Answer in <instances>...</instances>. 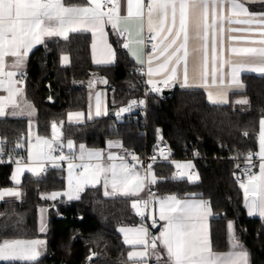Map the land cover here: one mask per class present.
Segmentation results:
<instances>
[{"label":"snow or ice","instance_id":"obj_1","mask_svg":"<svg viewBox=\"0 0 264 264\" xmlns=\"http://www.w3.org/2000/svg\"><path fill=\"white\" fill-rule=\"evenodd\" d=\"M107 4L110 7L105 11L106 4L102 0H88L86 6L65 0H0V90L8 94L0 97V117L22 116L26 111L31 114L33 108L26 99L22 104L17 101V97L24 95V89L19 85L26 80V58L36 45L46 46L45 38L59 37L70 42V34L91 32L92 59L96 65L114 66L118 49L123 50L140 66L141 72L147 64L151 92L162 93L161 87L156 86L158 83L164 87L179 83L181 90L198 85L208 89V99L213 104H227L229 89L244 87L239 79L242 69L264 74V0H126L127 14L124 16L121 15L120 0H107ZM254 7L257 10H253ZM108 24L117 37L114 42L116 47L105 33ZM145 24L149 33L147 39L153 41L146 59ZM9 57L12 58L11 63L6 64ZM68 59V56H62L63 62ZM226 65L231 68V80L212 88V83L222 79V70ZM17 76L20 78L16 79ZM153 76L162 77V80L154 83ZM103 82L107 83V80ZM139 103L144 104L145 101ZM236 103L246 105L249 100L245 98ZM9 104L13 110L6 113L5 108ZM130 109L131 105L121 108L116 116ZM107 114L101 97L97 95L95 116ZM82 117L83 113L79 112L69 114V120L77 124L82 122ZM88 119H92L91 115ZM52 132L51 140L37 137L36 151L33 152L30 147L29 157L34 161H50L53 168L59 166L57 161H67V190L42 195V199L55 201L66 196L68 201H79L86 187L95 188L103 175L104 195L119 193L133 198L132 208L142 219H149L143 209L159 204L158 219L155 214L150 217L153 228L158 220L164 222L158 235L151 234L149 228L143 225L135 230L121 229L126 243L142 246L141 251L129 252L128 258L133 264H149L152 259L155 264H250L249 253L240 243L232 220L227 223L230 250L214 251L209 220L217 214L210 201L203 198L181 200L175 195L156 201L151 192L147 199H136L149 177L150 183H156L151 165H148L147 175L143 176L123 158L118 166L115 163L107 168L100 163L93 165L89 162L101 161L103 150H90L85 144H80L77 154L72 151L74 143L69 139L66 144L69 154L65 155L62 151L65 145L59 142L60 133L55 123L52 124ZM243 135L248 137L250 133L245 131ZM3 143L0 140V157L4 154ZM114 146L122 147L119 142H108L109 148ZM17 147L22 145L18 143ZM57 149H61L60 155H52ZM129 155L134 161H139L134 153ZM256 156L259 158L258 165L253 163ZM244 158L249 165L243 170L247 182H240L244 205L247 215L259 217L264 225V114L259 120V151L249 152ZM108 159L115 160L116 156L109 154ZM151 159L155 160V157ZM75 160L80 163H74ZM15 162L18 167L12 179L19 183L18 178L25 168L19 166L20 161ZM257 166L258 174L252 171ZM177 167L190 169L193 165L189 162ZM77 168L82 171L74 175ZM27 171L37 180L44 178L41 176L45 172L43 163L28 167ZM186 174L190 181L199 179L194 174L180 175ZM109 185L111 192L108 191ZM5 195L19 197L21 193L12 189L0 191V199ZM3 215L0 213V216ZM223 218L227 219V216ZM7 229V223L0 226V237L7 235ZM39 231H46L42 217ZM45 251L44 240L0 238V262L6 264L17 261L40 264Z\"/></svg>","mask_w":264,"mask_h":264},{"label":"trees","instance_id":"obj_2","mask_svg":"<svg viewBox=\"0 0 264 264\" xmlns=\"http://www.w3.org/2000/svg\"><path fill=\"white\" fill-rule=\"evenodd\" d=\"M65 2L81 6L88 3ZM70 38V42L51 39L31 56L26 95L36 109L37 133L48 137L52 124L62 122L65 140L89 148H105L109 141L119 140L124 148H134L141 154L153 150L159 143L158 135L162 134L163 140L175 150L177 160H191L195 164L199 179L191 182L180 178L171 162H157L153 166L159 179L153 186L154 196L210 201L217 214L211 221L213 249L227 250V223L232 220L236 234L250 253L251 264H264V225L259 217L247 215L243 189L232 177L238 159L244 153L258 151L259 120L264 114V77H243L246 84L243 94L249 100L246 106L213 105L202 89L175 88L165 98L150 92L146 126L141 120L126 121L111 113L71 124L67 122L70 113L88 110L93 73L98 72L109 81L108 107L112 112L127 107L144 94L145 77L126 51L118 49L114 66H96L92 60L91 34H71ZM110 38L116 47L117 37L110 33ZM64 54L70 56L67 66L60 61ZM28 122V118L0 119V138L13 153L24 151ZM245 131L250 133L248 137L243 135ZM18 143L22 147H17ZM13 167L0 166V191L13 186ZM42 177L37 180L26 173L20 184L23 198L3 201L0 226L7 223L8 229L7 235L0 238H47V253L40 258V264H130L129 248L118 229L142 223L132 208V198L106 197L101 188L90 187L79 201L51 202L41 196L62 191L64 173L60 168H52ZM44 206H49L50 211L48 228L41 233L39 212ZM225 215L227 219L223 218ZM92 255L95 258H90Z\"/></svg>","mask_w":264,"mask_h":264},{"label":"crops","instance_id":"obj_3","mask_svg":"<svg viewBox=\"0 0 264 264\" xmlns=\"http://www.w3.org/2000/svg\"><path fill=\"white\" fill-rule=\"evenodd\" d=\"M88 1V0H87ZM105 0H102V2H104ZM120 2H121V5H122V8H121V15L122 16H124V15H126L127 14V10H126V0H120ZM87 5V4H86ZM86 5H84V6H86ZM104 10L105 11H107L105 8H104ZM85 33H90L91 34V32H85ZM105 33H106V35H107V38H108V40H109V42L110 43H112V41H111V38H110V33H112L113 34V31H112V29H111V25L110 24H108V25H106L105 26ZM71 35V34H70ZM114 35V34H113ZM91 36H92V34H91ZM115 36V35H114ZM144 36H145V40L147 39V37L149 36V33L147 32V26H146V24H145V30H144ZM55 38H59V37H52V38H45L46 39V41L48 42L49 40H51V39H55ZM92 42H93V37H92ZM42 46H45V45H36L34 48H33V50H32V52L29 54V56L26 58V73H28L29 72V67H30V59H31V56H32V54L38 49V48H40V47H42ZM91 52H92V49H91ZM131 57V56H130ZM146 55H145V59H146ZM11 59L12 58H6V64H10L11 63ZM131 59H132V57H131ZM93 60V59H92ZM133 60V59H132ZM60 61L62 62V63H64V64H67L68 63V61H70V59H68V61L67 62H63L62 61V56H61V58H60ZM134 61V60H133ZM61 63V64H62ZM94 63V62H93ZM70 64V63H69ZM69 64H67V65H69ZM95 64V63H94ZM136 64V63H135ZM63 65V64H62ZM67 65H64V66H67ZM96 65V64H95ZM137 65V64H136ZM96 66H98V65H96ZM138 66V68L140 69V66L139 65H137ZM6 70H10V69H6ZM143 74H144V77H145V85L146 86H150V87H152V85H149L148 84V79H149V77L147 76V64H145L144 65V67H143ZM222 72H223V76H222V79L220 80V81H218V82H216V83H212L211 84V87L212 88H216L217 86H223V85H225V84H227L230 80H231V68L229 67V66H225L224 67V69L222 70ZM181 73H182V69H181ZM245 75H256V76H262V77H264V74H261V73H259V72H252V71H250V70H248L247 68H244V69H242L241 71H240V73H239V79H240V82H241V84H243L244 85V87L243 88H231V89H229V91H228V97H227V99H228V103L227 104H234V105H240V106H246V105H243V104H239V103H236L238 100H241V99H245L246 98V96L243 94L244 92H245V89H246V84L244 83V81H243V77L245 76ZM20 77L19 76H17L16 77V79H19ZM182 78V77H181ZM153 81H154V83H156L157 81H161L162 80V77H157V76H153ZM104 80H103V77L98 73V72H95V73H93L92 74V81H91V85H90V92H91V97H90V102H89V107H88V110H87V112L86 113H83V117H82V122L81 123H84L85 121H87V120H89L88 119V117H89V115H91V117H92V119L91 120H93L94 118H97L96 116H95V105H96V98H97V95H99L100 97H101V100H102V103H103V106L106 108V110H107V113L108 114H110V113H112V111L109 109V107H108V99H109V95H110V93H111V91L107 88V87H105L104 86V82H103ZM160 84H162V83H158L156 86H158V85H160ZM19 87H21V88H23L24 89V95H23V97H17V101L19 102V103H23V101L26 99L27 100V102L30 104V105H32L31 103H30V101L28 100V98H27V95H26V80H25V83L24 84H21V85H19ZM170 87H173L174 89L175 88H180V86H179V83H175L174 85H170L169 87H167V88H170ZM186 89H202L205 93H206V96H207V99H208V89H206V88H204V87H201V86H198V85H195V86H192V87H188V88H186ZM8 94H7V92H5V91H2V90H0V97H6ZM208 101H209V99H208ZM209 103H211V101H209ZM211 104H213V103H211ZM227 104H213V105H227ZM128 107V106H127ZM127 107H125V108H127ZM32 108H33V110H32V112H31V114L29 115L28 114V112L26 111L25 113H24V115H22V116H17V117H12V116H10V115H7V116H5V117H0V119H3V118H28L29 119V122H28V132H27V134L23 137L24 138V140H25V144H24V152H25V154L27 155V159H28V164L30 163L29 162V159H30V157H29V149H30V147H31V150L33 151V152H35L36 151V143H37V137L36 136H34V135H32V133H33V130L34 129H36V120H35V117H36V109H35V111H34V106L32 105ZM12 110H13V108H12V105L11 104H9L6 108H5V111H6V113H10V112H12ZM120 111V110H119ZM72 113H77V112H72ZM79 113H82V112H79ZM107 114V115H108ZM128 114V111L127 112H123V113H121V115L118 117L119 119H123V118H125L126 117V115ZM106 116V115H105ZM101 117V116H100ZM67 122L68 123H71V124H77L74 120L73 121H70L69 120V116H68V119H67ZM81 123H79V124H81ZM30 124H34L33 125V127H32V125H30ZM35 126V127H34ZM32 128V132H30V134H31V138H32V142L30 143L29 142V128ZM34 128V129H33ZM39 135V134H38ZM40 136V135H39ZM42 137V136H41ZM158 139H159V141H161L162 139H163V135L162 134H159L158 135ZM65 140L64 138H62L59 142L60 143H63V141ZM73 141V140H72ZM29 142V143H28ZM112 142H119V144L120 145H122V143H121V141H119V140H112ZM73 143H74V148H73V152H75V153H77L78 154V151H79V145L80 144H78V143H76V142H74L73 141ZM65 145V155H68L69 154V150L67 149V147H66V144H64ZM55 147V146H54ZM88 149H90V150H103V158H102V160L101 161H90L89 163H91V164H93V165H95V164H97V163H100L102 166H104V167H109L110 165H112L113 163H115L117 166L121 163V160L119 159L120 158V156L121 155H126L127 153H128V149H126V148H124L123 147V145H122V147H117V146H114V147H111V148H109L108 147V144H107V146L105 147V148H89L88 146H86ZM258 151H259V140H258ZM257 151V152H258ZM54 153V152H53ZM52 153V154H53ZM109 154H114L115 156H116V159L115 160H109L108 159V156H109ZM60 155V154H59ZM58 155V156H59ZM44 162V161H43ZM57 162H59V163H57L58 165L59 164H63V163H66V166H61V167H59L62 171H63V173H64V179H65V188L62 190V191H56V192H64V191H66L67 190V177H68V162L67 161H57ZM74 163H80V161L79 160H75L74 161ZM27 164V165H28ZM27 165H19V166H21V167H24L25 168V171L19 176V178H20V182H19V187H20V184H21V182H22V179H23V177H24V175L26 174V173H28L27 171H26V167H27ZM153 166H154V164L153 165H151V172H152V174H154V176H155V178H156V183H157V181L159 180L158 179V177L156 176V172H155V169L153 168ZM14 168V167H13ZM78 169V168H77ZM77 169H74V175L77 173L76 172V170ZM134 169L136 170V171H138V172H140V174L143 176L144 174L142 173V171H141V169H140V167L139 166H134ZM14 170V169H13ZM180 171V170H179ZM180 173H181V171H180ZM43 174H45V172L44 173H42L41 174V176L43 175ZM258 174V173H257ZM107 175L110 177L111 176V173L110 172H108L107 173ZM13 176V175H12ZM150 179H151V177H149V179L148 180H146L145 181V187H144V190L140 193V195H139V197L138 198H136V199H139V198H143V199H145V197H146V188H147V185H148V182L150 183ZM12 181H13V179H12ZM103 182H104V176L102 175L101 177H100V183L99 184H97L96 185V187H99V188H101V190H102V192H103V194H104V191H105V189H104V187H103ZM13 183H14V181H13ZM155 183V184H156ZM151 185H155V184H152V183H150ZM13 187V186H12ZM12 187H10V188H7V189H3V190H1V191H4V190H9V189H12ZM87 188H90V186H88V187H86V189ZM13 190V189H12ZM17 191V190H16ZM108 191L109 192H111L112 190H111V187H110V185H109V188H108ZM18 192H20V191H18ZM50 194V193H49ZM113 196H121V194H119V193H116V194H114V195H110V196H107V197H113ZM21 197V195L19 196V197H10V196H7V195H5L2 199H3V201H20V198ZM160 198H163V197H157V196H154V199L156 200V201H158ZM178 199H181V200H183V199H200V198H198V197H190V198H179V197H177ZM59 199H64V202H68V199H67V197L66 196H63V197H58L57 198V200H59ZM133 199V198H132ZM51 202H55V201H52V200H50ZM45 208H48V209H46L47 211H48V214H49V211H50V207L49 206H44L43 208H41V210H40V212H39V217H40V214H43V212L45 213V211H44V209ZM144 211H145V214L147 215V208L146 209H143ZM134 211L136 212V209H134ZM42 212V213H41ZM137 214V213H136ZM153 214H155L156 215V217H157V219H158V215H159V204L158 203H155L154 204V206H152L151 208H150V210H149V217H151ZM214 217H212V218H210V220H209V223H210V225H211V221H212V219H213ZM151 220V219H150ZM163 221H159L158 220V223H157V226L155 227V228H153L152 230H150L149 229V232L151 233V234H155V235H158L159 234V231H160V226L161 225H163ZM39 225H40V223H39ZM146 226V225H144L143 223H140V224H138V225H135V226H128V227H120L119 229H118V231H119V233H120V235L122 236V239H123V242L125 243V245L129 248V252H132V251H141L142 250V246H140V245H130V244H128V243H126L125 242V233L124 232H122L121 231V229H133V230H135V229H138V228H140L141 226ZM47 228H48V223H47V226H46V230H47ZM46 232V231H45ZM130 236L132 235L131 233L129 234ZM33 239H40V240H44L45 242H46V251H45V254L47 253V248H48V240H47V238H45V237H41V238H33ZM229 239V238H228ZM240 240V239H239ZM240 243L243 245V247L248 251V249L246 248V246L244 245V243L240 240ZM230 249H229V244H228V247H227V250H225V251H217V252H228ZM215 251V250H214ZM129 252H128V254H129ZM248 253H249V251H248ZM94 255H92L91 257H93ZM129 259V258H128ZM249 259H250V264H251V258H250V253H249ZM154 260V259H153ZM17 262H19V261H17ZM1 263H6V262H0V264ZM129 263L130 264H133V261L132 260H129Z\"/></svg>","mask_w":264,"mask_h":264},{"label":"built area","instance_id":"obj_4","mask_svg":"<svg viewBox=\"0 0 264 264\" xmlns=\"http://www.w3.org/2000/svg\"><path fill=\"white\" fill-rule=\"evenodd\" d=\"M104 3L106 4V7L105 9L108 10V7H110L109 4H107V0L104 1ZM153 43V41H150L148 39L145 40V43H144V53L145 55L147 56L149 50L151 49V44ZM29 73H27L26 75V79L28 77ZM159 87H161V89L163 88H167V87H164L163 84H160L158 85ZM151 88L150 86H146L145 85V88H144V94L139 97L138 99H135L133 101H136L137 103L136 104H132L133 101H131L129 103V105H131V109L130 111H128V114L126 115L125 117V120L126 121H132V120H135V121H143L145 126L147 125V122H148V118H149V110H150V102H149V94L151 92ZM147 93V94H146ZM145 101L144 104H140L139 101ZM128 105V107H129ZM147 129V128H146ZM147 133V130L145 131ZM0 140H3L0 138ZM4 143L2 145L3 147V150H4V154L2 157H0V166H15V165H18L15 161H20V165H27L28 164V159H27V155L25 154L24 151L20 152V153H13L8 147H7V144H6V141L3 140ZM63 153H65V148L62 149ZM61 152V149H57L56 151H54L53 155L54 156H58ZM129 153H134L135 156H137L139 158V161H134L132 159V156L129 155ZM249 152L247 153H244L239 159H238V165L239 167H236L233 172H232V177L233 179L240 185V182L241 181H244L245 183L247 182V176L244 174V169L246 167H248V162L245 160V156L248 154ZM251 153H258V152H251ZM155 157V160H152L151 158L152 157ZM121 158H123L125 161H127L130 165L132 166H139L142 173L144 175H147V168H148V165H153L157 162H171L173 163L174 161H176V157H175V150L170 146V144L166 141H164L163 139L161 141H159V143L157 144V146L154 147L153 150H151L150 152H146L144 154H141L138 150L136 149H129L128 150V153L126 155H121L120 156V160ZM142 162V163H141ZM59 163V162H57ZM253 163L258 165L259 163V158L258 156L254 157L253 158ZM66 166V163H63V164H59L58 167L56 168H59L61 166ZM44 168H45V173L52 169V164L50 161H47L44 163ZM80 171H82V169H77L76 172L79 173ZM252 171L254 173H258L259 172V168L258 166L257 167H253L252 168ZM189 174H194L195 172V168H190L188 170ZM180 174V171L175 169V175H179ZM149 192H151L153 194V185H151L149 182H148V185H147V188H146V197L145 199L148 198V194ZM2 203H3V199H0V209L2 207ZM154 206V204L150 205L148 208H147V216L149 217V210L150 208ZM138 217L142 220V223L144 225H146L150 230L153 229V227H151V220H150V217L149 219L147 220H144L142 219V217H140L138 215ZM149 264H155V260H149Z\"/></svg>","mask_w":264,"mask_h":264},{"label":"rangeland","instance_id":"obj_5","mask_svg":"<svg viewBox=\"0 0 264 264\" xmlns=\"http://www.w3.org/2000/svg\"><path fill=\"white\" fill-rule=\"evenodd\" d=\"M62 56H68V58L70 59V56L68 55V54H64V55H62ZM62 63V62H61ZM70 63V61H68V63L67 64H69ZM63 65H67V64H64V63H62ZM34 111H35V108H34ZM125 113V112H124ZM122 116V115H121ZM55 124H56V126H57V130H58V132L60 133V140L63 138V130H62V122H54ZM30 125H32V127H33V125L34 124H30ZM35 127V126H34ZM34 129V128H33ZM30 132H32V128L30 127L29 128V142L31 143L32 141V138H31V134H30ZM32 135H34V136H38V137H40V138H47V139H49V140H51L52 139V137H53V132H52V129H51V135L50 136H46V137H44V136H39L38 135V133H37V129H34L33 130V133H32ZM63 141V140H62ZM67 141L68 140H64L63 141V144H67ZM28 142V143H29ZM54 146H55V142H54ZM53 155V154H52ZM29 164L27 165V167L26 168H28V167H35V166H37V164L38 163H45V162H47V161H34L33 159H29ZM189 162H191L192 163V165H193V167L192 168H195V164L191 161V160H176V161H174L172 164L174 165V167H175V169H177V170H180L181 171V173H188L189 174V172H188V170L189 169H185V168H183V167H177V165H185V164H187V163H189ZM18 167V165H15L14 166V170H13V175H15L16 173H15V170H16V168ZM196 169V168H195ZM26 171H27V169H26ZM28 172V171H27ZM28 173H30V172H28ZM180 173V174H181ZM30 174H32V173H30ZM42 174V173H41ZM178 175L180 178H187L188 180H189V178H188V175L186 174V175H183V176H181V175ZM33 175V174H32ZM194 175H198V173H197V171H195L194 172ZM198 177H199V175H198ZM19 180H20V178H18ZM14 181V180H13ZM190 181V180H189ZM197 181V180H196ZM196 181H191V182H196ZM20 182V181H19ZM12 189L13 190H17V191H20V193H21V199L23 198V192H22V190H21V188L19 187V183H17L16 181H14V183H13V187H12ZM20 199V200H21ZM46 209H48V208H45L44 209V211H45V213L43 212V214H40V217H39V223H40V220H41V217L43 218V221H44V223H45V226H47V223H48V219H49V214H48V211L46 210ZM42 213V212H41ZM95 256L96 255H94L93 257H90V258H95Z\"/></svg>","mask_w":264,"mask_h":264},{"label":"water","instance_id":"obj_6","mask_svg":"<svg viewBox=\"0 0 264 264\" xmlns=\"http://www.w3.org/2000/svg\"><path fill=\"white\" fill-rule=\"evenodd\" d=\"M103 80H107V83H105L104 84V86L105 87H107L108 86V83H109V81H108V79H107V77H103ZM173 92H174V88L173 87H170V88H163L162 89V93L161 94H158L160 97H169V96H171L172 94H173ZM117 112H119V111H115V112H112L111 113V116H113V117H117L116 116V113Z\"/></svg>","mask_w":264,"mask_h":264}]
</instances>
